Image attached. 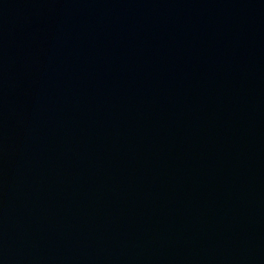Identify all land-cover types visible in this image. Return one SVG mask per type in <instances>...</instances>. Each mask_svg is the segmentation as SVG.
I'll return each instance as SVG.
<instances>
[{
    "label": "water",
    "instance_id": "water-1",
    "mask_svg": "<svg viewBox=\"0 0 264 264\" xmlns=\"http://www.w3.org/2000/svg\"><path fill=\"white\" fill-rule=\"evenodd\" d=\"M112 264H264V0H6Z\"/></svg>",
    "mask_w": 264,
    "mask_h": 264
}]
</instances>
